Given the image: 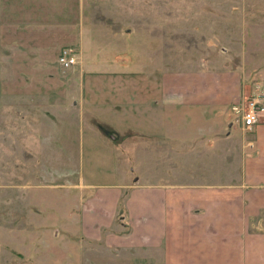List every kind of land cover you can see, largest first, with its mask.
Returning a JSON list of instances; mask_svg holds the SVG:
<instances>
[{
  "label": "rangeland",
  "instance_id": "1",
  "mask_svg": "<svg viewBox=\"0 0 264 264\" xmlns=\"http://www.w3.org/2000/svg\"><path fill=\"white\" fill-rule=\"evenodd\" d=\"M63 48L73 65L59 64ZM207 71L233 80L239 96L264 83V0H0V264H151L81 236L80 194L113 171L131 180V169L110 164L93 135L82 152L78 118L56 109L53 126L52 106L79 100L82 83L95 99H114L118 85L130 89L120 97L144 103L159 98L148 94L162 75L178 85ZM230 107L226 117L253 130Z\"/></svg>",
  "mask_w": 264,
  "mask_h": 264
},
{
  "label": "crops",
  "instance_id": "2",
  "mask_svg": "<svg viewBox=\"0 0 264 264\" xmlns=\"http://www.w3.org/2000/svg\"><path fill=\"white\" fill-rule=\"evenodd\" d=\"M219 78L197 72L177 85L162 75L148 94L159 98L144 103L120 97L130 89L118 85L114 99H95L82 83L79 100L52 106L78 118L82 152L84 137L93 135L110 164L124 159L131 169V180L116 182L113 171L112 181L91 185L94 194L79 193L74 216L84 239L101 242V250L143 254L151 264H264V226H254L264 220V118L248 132L228 119L225 108L244 93ZM212 135L218 139L210 143ZM217 164L228 169L209 172Z\"/></svg>",
  "mask_w": 264,
  "mask_h": 264
},
{
  "label": "built area",
  "instance_id": "3",
  "mask_svg": "<svg viewBox=\"0 0 264 264\" xmlns=\"http://www.w3.org/2000/svg\"><path fill=\"white\" fill-rule=\"evenodd\" d=\"M73 55L72 48H63L59 54V64L63 67L73 65L76 62ZM249 90V95H244L242 101L233 107L241 113L242 126L247 130L253 129L264 118V83Z\"/></svg>",
  "mask_w": 264,
  "mask_h": 264
}]
</instances>
